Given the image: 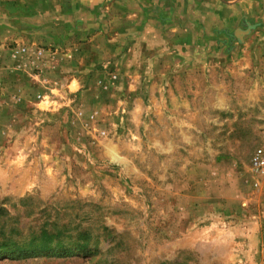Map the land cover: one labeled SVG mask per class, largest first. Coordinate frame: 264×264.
I'll use <instances>...</instances> for the list:
<instances>
[{"label":"rangeland","instance_id":"374dc122","mask_svg":"<svg viewBox=\"0 0 264 264\" xmlns=\"http://www.w3.org/2000/svg\"><path fill=\"white\" fill-rule=\"evenodd\" d=\"M175 1L0 0V264H264V0Z\"/></svg>","mask_w":264,"mask_h":264},{"label":"crops","instance_id":"0c3cea01","mask_svg":"<svg viewBox=\"0 0 264 264\" xmlns=\"http://www.w3.org/2000/svg\"><path fill=\"white\" fill-rule=\"evenodd\" d=\"M61 1L67 2L71 6V9L68 10L69 13H77L80 11L83 12V11H86V8H88L89 11L90 10L92 11V9H95L101 5L107 4L108 2V0H61ZM151 1L153 5L155 6L161 3L164 4L165 1L166 3H172V0H151ZM183 4H184V0L175 1V5H178L179 7L180 5H183ZM61 5H64V4H61Z\"/></svg>","mask_w":264,"mask_h":264},{"label":"trees","instance_id":"16d2710c","mask_svg":"<svg viewBox=\"0 0 264 264\" xmlns=\"http://www.w3.org/2000/svg\"><path fill=\"white\" fill-rule=\"evenodd\" d=\"M8 240L9 241L0 242V260L7 258H23L31 255L28 248L26 247L27 243L18 245L16 242H12L13 240Z\"/></svg>","mask_w":264,"mask_h":264},{"label":"built area","instance_id":"2783aa9c","mask_svg":"<svg viewBox=\"0 0 264 264\" xmlns=\"http://www.w3.org/2000/svg\"><path fill=\"white\" fill-rule=\"evenodd\" d=\"M253 162L257 168H264V151L262 149L256 150L253 157Z\"/></svg>","mask_w":264,"mask_h":264}]
</instances>
